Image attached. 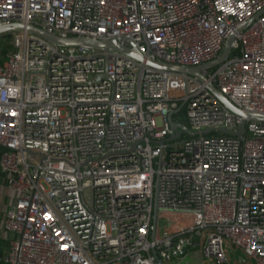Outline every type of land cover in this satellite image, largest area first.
Returning a JSON list of instances; mask_svg holds the SVG:
<instances>
[{"label": "built area", "instance_id": "1", "mask_svg": "<svg viewBox=\"0 0 264 264\" xmlns=\"http://www.w3.org/2000/svg\"><path fill=\"white\" fill-rule=\"evenodd\" d=\"M10 22L180 65L235 37L201 81L112 47L0 33V171L15 193L0 264H166L192 251L201 264H264V119L207 87L264 113V0H0ZM170 111L197 132L172 138ZM243 119L241 134L215 129Z\"/></svg>", "mask_w": 264, "mask_h": 264}, {"label": "water", "instance_id": "2", "mask_svg": "<svg viewBox=\"0 0 264 264\" xmlns=\"http://www.w3.org/2000/svg\"><path fill=\"white\" fill-rule=\"evenodd\" d=\"M252 18H250L249 20L242 23L238 27V30H240L244 26H246L251 21ZM23 28H26L30 32L38 33L41 36H43V37H45V38H47V39H49L55 43L85 44V45H89V46L103 47V48L112 47V48H115L119 51L125 52L134 58H137L140 60L145 59V61L151 65L159 66V67L166 68V69L180 71L182 73L192 74V75L196 76L201 81L205 80V75L202 73V69L214 66V65L224 61L228 57L230 50H231V42L235 37V33H231L225 38V40L223 42L222 49L215 58H213L209 61L197 64V65H180V64H174V63L160 61V60H156V59H152V58H145L143 53H141L135 45H133V44L131 46L122 45L116 38H110V39H105V40H98V39L95 40V39L87 38L84 36H65V37H63V36H59L57 34H54L52 32H49L43 28H39V27L34 26V25H24L21 22H10L7 24H1L0 25V33L5 32V31H9L12 29H23ZM207 87L215 95V97L220 102H222L224 105H226L231 111L236 112L240 115H244V116H249V117L258 118V119H264V113L248 111V110L242 109V108L238 107L237 105H235L222 92H220V90L214 84L208 83ZM180 108H181V104L176 109H174V111H178ZM168 121H169V125L171 128L170 136L172 138L176 137L181 131H184L185 133H187L189 135H193L197 132L196 130L189 129L187 127V125L181 121H174L172 119V111H170L168 113ZM212 129H214V128L213 127H205L201 131L202 132H208ZM215 129L225 131V132H231V133H235V134H241L243 132V129H244V119L240 122L239 128L237 130H230V129H226V128L221 127V126L215 128Z\"/></svg>", "mask_w": 264, "mask_h": 264}, {"label": "crops", "instance_id": "3", "mask_svg": "<svg viewBox=\"0 0 264 264\" xmlns=\"http://www.w3.org/2000/svg\"><path fill=\"white\" fill-rule=\"evenodd\" d=\"M14 197H15V193L9 188L4 174L0 171V228L1 229H2V220H3L4 214L9 209V207L12 205ZM0 234H1V231H0ZM191 253L193 254L191 255ZM197 256H198V262H196V260L194 261V258ZM187 257L188 259L184 261V259ZM185 258L176 264H201V259H200L198 251L190 252ZM171 262L166 263V264H170Z\"/></svg>", "mask_w": 264, "mask_h": 264}, {"label": "rangeland", "instance_id": "4", "mask_svg": "<svg viewBox=\"0 0 264 264\" xmlns=\"http://www.w3.org/2000/svg\"><path fill=\"white\" fill-rule=\"evenodd\" d=\"M211 68H213V67H211ZM182 113H183V111L181 110L178 114H176V115L174 114L173 117L180 116ZM157 121L160 122L159 119H158ZM186 135H189V134H187V133H182V136H186ZM0 231H1V235H2V236H5V235H6V233H5L1 228H0ZM3 244L6 245V242H3ZM4 245H3V246H4ZM192 254H193V253H191V255H192ZM238 255H242L240 251H236V252H234V253L231 254L232 258H234L235 256H238ZM187 259H188V257L185 258L184 261L187 260ZM195 260H196V262H198V256L194 258V261H195ZM181 261H182V260H181ZM170 264H176V262H175V261H172Z\"/></svg>", "mask_w": 264, "mask_h": 264}, {"label": "trees", "instance_id": "5", "mask_svg": "<svg viewBox=\"0 0 264 264\" xmlns=\"http://www.w3.org/2000/svg\"><path fill=\"white\" fill-rule=\"evenodd\" d=\"M7 36H9V33L7 32V33H5ZM10 46V44H9V42H3L2 44H1V50H2V52H4L6 49H7V47H9Z\"/></svg>", "mask_w": 264, "mask_h": 264}]
</instances>
